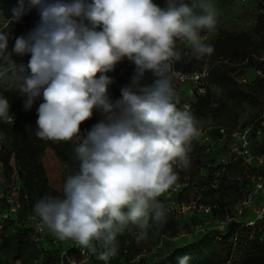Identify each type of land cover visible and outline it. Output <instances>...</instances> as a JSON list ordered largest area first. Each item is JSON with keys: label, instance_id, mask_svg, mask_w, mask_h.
<instances>
[{"label": "clouds", "instance_id": "obj_1", "mask_svg": "<svg viewBox=\"0 0 264 264\" xmlns=\"http://www.w3.org/2000/svg\"><path fill=\"white\" fill-rule=\"evenodd\" d=\"M29 3L39 7L40 20L15 38L11 51L8 34L0 32V60L7 62L0 75L11 71L26 110L42 96L36 135L74 142L80 161L62 197L45 196L33 211L58 240H72L94 254L98 243V259L108 261L129 225L143 238L149 220L164 215L158 197L177 180L173 165L187 166L198 122L177 108L168 73L179 58L177 40L186 41L197 58L213 53L201 33L215 30L217 11L209 0H165L163 7L154 0ZM13 11L17 18L23 14V0ZM29 54L27 65L12 58ZM125 59L135 65L134 73L113 102L107 73ZM9 110L8 99L0 97V120L13 123ZM94 111L103 119L81 134ZM189 259L180 257L177 264Z\"/></svg>", "mask_w": 264, "mask_h": 264}, {"label": "trees", "instance_id": "obj_2", "mask_svg": "<svg viewBox=\"0 0 264 264\" xmlns=\"http://www.w3.org/2000/svg\"><path fill=\"white\" fill-rule=\"evenodd\" d=\"M20 6V0H0V8L6 10L4 14L7 18L29 23L37 20V9H34L29 0H23V14L19 18L14 16L13 10ZM260 6L264 8V0H260ZM14 22L15 20L11 19L8 23L14 24ZM213 33L214 35L206 39L205 43L211 44L214 51L211 55L205 56L210 57L213 62L216 59L221 61L211 65L206 80L223 78L232 67V70L236 71L253 68L264 73V58H260L264 53V14L258 16L254 27L248 30L242 29L232 33L218 29L216 25ZM178 53L179 58L174 59L176 68L182 72L194 71L187 67L188 60L184 54L179 51ZM5 67L7 62L0 60V72H3ZM6 74H11V71L0 77V97L8 99L13 123L0 120V168L4 179L12 184V190L16 193V198L12 201L16 200L17 203L9 201L12 192L4 187L0 192V209L7 210L11 204L16 205V208L12 212L15 213L14 217L8 214L7 218L1 220L0 216V253L4 255L7 264H15L20 257L21 234L29 230L30 217H36L33 211L35 204L45 196L62 197L63 185L69 176L78 173L80 161L75 156L74 142L42 139L36 135L37 109L43 103V98L39 97L31 109L26 110L24 107L26 97L20 94L17 80L14 79L5 85ZM255 80L256 83L260 82L258 77ZM128 85L129 83L121 76H117L116 82L109 86V89L118 96L117 91ZM248 88L249 94L255 90L253 84ZM241 92L245 93L242 90ZM174 102L178 109L184 103L179 98L174 99ZM211 102L212 92L206 87L203 93L193 95V100L188 105L187 111L196 118L198 129L204 133L191 142L187 151L190 163L195 166L199 174L196 177L193 173L185 174L184 166L176 169L179 164L173 165L177 175L176 181H182L185 175L188 179L186 182L182 181L186 185L181 191H176L173 184L169 188L171 189L169 195H166L168 193L165 191L158 197L161 204H165L164 215L159 220L150 219L147 229L151 227L155 229L161 245L150 256L143 255V246L137 236L140 229L135 225H129L117 236L116 255L110 257L108 261L98 259L103 249L97 243V252L95 254L90 252L87 258L90 264H162L164 262L177 264L178 259L183 256L190 258L188 264H224L232 259L235 249L241 252L239 264H264V230H259L261 225L245 226L244 223L253 215L251 214L247 220L239 219L237 212L239 207L242 212L243 206L239 205L237 208L235 205L240 199L243 202L246 199L244 197L248 196L252 189L253 183L248 175L264 176V162L247 164L241 157L236 156L230 145L239 142L232 134L236 130L242 131L249 127L246 139L250 144V150L251 126L237 125L233 129L221 124L216 126L213 124L214 121L204 117ZM99 115V111H94L92 118L81 125V134H86L99 122ZM208 137L211 142L206 143L204 139ZM213 139L228 144L229 161L216 162L213 154L215 144ZM261 146L264 147V141ZM261 154L264 156V153ZM191 189H194L195 194L200 195L201 198L196 201L192 210H190L192 201L187 199ZM212 201L213 204H210ZM182 206L188 208L182 210L180 209ZM201 207H208V211L204 212ZM201 214L223 219L225 222L223 229L212 226L199 227ZM227 218L229 220H226ZM182 220L188 221L187 225L192 227V232L187 235L183 232L182 236H179L178 224ZM16 225H19L20 229L14 234V239L11 237V230ZM81 249L84 248H80V252Z\"/></svg>", "mask_w": 264, "mask_h": 264}, {"label": "rangeland", "instance_id": "obj_3", "mask_svg": "<svg viewBox=\"0 0 264 264\" xmlns=\"http://www.w3.org/2000/svg\"><path fill=\"white\" fill-rule=\"evenodd\" d=\"M21 1V0H20ZM48 3L56 2V0H47ZM61 2L71 3L72 0H61ZM160 6L165 5V0H154ZM179 3L191 4L192 0H176ZM217 11V28L225 30L227 32L236 33L240 30H248L254 27L256 19L258 16L264 14V8L260 6V0H209ZM37 9L36 15L37 20L32 22H22L15 18H7L4 14L6 10H1L0 8V32H4L9 36V51L15 43V38L19 36H26L33 28L36 27L40 20L39 7L33 6ZM33 9V8H32ZM31 10V9H30ZM29 11V10H28ZM15 20L14 24L8 23L9 20ZM202 36H206V39L211 38L214 33L202 32ZM176 49L182 52L187 61V67L194 69V71L201 72L204 75V82L207 88L211 89L212 92V102L210 108L205 111L204 117L210 121H214L213 124L216 126L223 125L229 129H233L235 126H251L250 137H251V148L250 153L253 157L252 163H262L264 162V147L261 146L262 141H264V73L261 71H256L253 68H246L241 70H230L227 75L223 78L215 77L213 80H206V75L208 69L213 63H219L221 59L214 60L210 57L203 56L200 58L196 57L191 46L186 41L177 40ZM264 55V53H262ZM13 60L17 64L27 65L30 54L24 56L13 55ZM174 60V59H173ZM127 83H130V79L133 73L130 71L118 70ZM110 76V73H107ZM1 77V75H0ZM258 77L259 83H256L255 79ZM16 79L12 74H6L4 76L5 85L10 83L12 80ZM151 74H147L148 82H151ZM254 85L255 90L252 94H249V85ZM244 91L245 93L241 92ZM118 96L108 89L109 98L115 102L121 98V90L117 91ZM204 90L198 91L196 83L191 80L185 81L180 85L178 90V98L181 99L186 104H190L193 100V95L196 93H203ZM242 93V94H241ZM214 126V125H213ZM215 144L213 145V154L217 163H222L229 161L230 151L228 144L225 141H217L213 139ZM206 143L211 142L208 137L205 140ZM233 145V143H232ZM235 145V143H234ZM231 146V145H230ZM250 147V144H249ZM187 166H184L186 173H193L196 177L198 171L195 166L190 163L189 157L187 155ZM176 165V164H174ZM176 169H180L182 166H176ZM3 173L0 168V192L6 187L7 190H11V199L16 198L15 191L12 190V184L4 179ZM187 175L182 177V181H187ZM176 181L174 183V188L176 191H181L185 187V182ZM170 190H166V195L170 194ZM253 190V186L252 189ZM244 198H247L244 197ZM188 200L192 201L190 210L193 209V205H196V201L200 198V195L195 194V190L191 189L189 191ZM246 200V199H245ZM257 202V198L253 196L249 199L246 204L238 200L235 204L238 208L242 205V212H237L239 219L247 220L252 214V207ZM213 204V201L210 202ZM163 205V204H162ZM165 207V204L163 205ZM176 207V206H175ZM187 209V207H185ZM181 211V210H180ZM182 212V211H181ZM205 212V211H204ZM239 213V215H238ZM10 217H14L15 213L10 212ZM199 220L201 221L200 226H212L218 227L224 220H219L212 218L210 215H200ZM187 220L179 221V236H182L184 232H192V227L187 225ZM30 228L27 233L21 234V248L19 250L20 257L15 261V264H90L86 257L79 251V247L72 240H58L48 229L43 225V231L41 234L36 233L33 228L32 223L29 224ZM219 228V227H218ZM11 237L15 239L14 234L20 229L19 225L12 228ZM220 229V228H219ZM141 231V230H140ZM139 233L137 236L139 237ZM146 236L139 238L143 246V255L150 256L152 252L156 251L161 245L160 239L157 237L156 231L153 227L146 229ZM184 234V235H185ZM180 243V242H179ZM74 249V250H72ZM69 254L66 255V253ZM241 259L240 250L235 249L232 257V262L234 264H239ZM18 261V262H17ZM0 264H7L4 255L0 253ZM162 264H166L165 262Z\"/></svg>", "mask_w": 264, "mask_h": 264}, {"label": "built area", "instance_id": "obj_4", "mask_svg": "<svg viewBox=\"0 0 264 264\" xmlns=\"http://www.w3.org/2000/svg\"><path fill=\"white\" fill-rule=\"evenodd\" d=\"M264 58V55L262 57ZM135 65L131 62H129L127 59L123 60L119 64L116 65L115 69L110 73V78L112 80V83L109 84L111 86L114 84L117 80V76H120L121 74L118 72V70L122 71H131L134 73ZM99 75V74H98ZM168 75L171 78V82L175 91V99L178 98V90L180 88V85L183 84L187 80H191L192 82L196 83L198 91L204 90L206 88L205 82H204V75L201 72L198 71H189V72H182L178 70L175 66L174 60L171 61V67ZM108 86V89H109ZM111 92H113L111 89H109ZM114 93V92H113ZM188 109V104L182 103L180 110H185L187 111ZM99 121L103 119L102 114L100 113L98 117ZM249 127L246 129L240 131L236 130L233 132L232 136L239 142V144L231 145L232 151L236 154L237 157H241L243 161L247 164H251L253 157L250 153L249 150V143L248 140L246 139V133L248 131ZM221 132L223 129L220 130ZM204 133L199 130V135H203ZM207 138L204 139V141ZM249 179L253 183V190H251L248 193V196L246 200L243 201V204H246V202L251 199L253 196L257 198V202L254 204L252 207V215L253 217L251 219H248L244 225L245 226H255V225H261L259 230H264V176L262 175H257V176H250L248 175ZM9 201H12V199H9ZM13 202V201H12ZM13 203H17L15 200ZM194 207V205H193ZM16 208V205L11 204V207L7 210H1L0 216L1 220L4 218L8 217V214L10 212H14ZM188 208V207H187ZM205 212L208 211V207H201ZM180 209H185V206L180 207ZM238 212H241V208L239 207ZM226 220H229L227 218ZM30 221L33 225L34 230L36 233L41 234L43 231V224L40 222L39 218H36L34 216L30 217ZM225 225V222H222L218 227L220 229H223ZM81 253L83 254L84 257L88 258L90 251L88 249H81ZM224 264H234L232 262V259L230 261H227Z\"/></svg>", "mask_w": 264, "mask_h": 264}]
</instances>
